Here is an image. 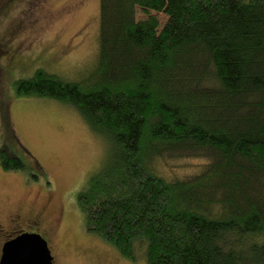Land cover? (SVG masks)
Segmentation results:
<instances>
[{"label":"trees","instance_id":"1","mask_svg":"<svg viewBox=\"0 0 264 264\" xmlns=\"http://www.w3.org/2000/svg\"><path fill=\"white\" fill-rule=\"evenodd\" d=\"M97 32L83 80L37 69L12 81L16 97L73 107L116 148L75 194L86 230L134 263L144 250L145 264H264V0H99ZM5 84L0 170L19 171ZM163 155L207 164L167 179Z\"/></svg>","mask_w":264,"mask_h":264},{"label":"rangeland","instance_id":"2","mask_svg":"<svg viewBox=\"0 0 264 264\" xmlns=\"http://www.w3.org/2000/svg\"><path fill=\"white\" fill-rule=\"evenodd\" d=\"M151 13L165 20L162 13ZM98 16L99 0H0V45L3 34H10L9 45H4L6 97L10 93L4 108L25 151V169L0 170V224L6 225L16 208L40 213L54 264H145L144 250L137 252L136 263L126 261L88 232L75 199L82 184L113 161L112 141L92 131L73 107L47 98L16 97L12 87L14 79L32 77L37 69L83 80L97 58ZM137 17L143 14L138 11ZM206 164L204 157L163 155L156 171L184 180Z\"/></svg>","mask_w":264,"mask_h":264},{"label":"water","instance_id":"3","mask_svg":"<svg viewBox=\"0 0 264 264\" xmlns=\"http://www.w3.org/2000/svg\"><path fill=\"white\" fill-rule=\"evenodd\" d=\"M52 260L45 239L32 233H22L7 241L0 256V264H51Z\"/></svg>","mask_w":264,"mask_h":264},{"label":"flooded vegetation","instance_id":"4","mask_svg":"<svg viewBox=\"0 0 264 264\" xmlns=\"http://www.w3.org/2000/svg\"><path fill=\"white\" fill-rule=\"evenodd\" d=\"M1 46L2 45H0V48ZM7 56L8 47L4 46V49L0 50V61H7ZM4 76V69L0 67V97L1 94L4 93V90L1 91L2 84L5 81ZM29 212H32V210H30ZM29 212L28 214H24L22 208H16L14 212L11 213V215H8L9 218L7 219L6 225L0 224V256L2 247L7 241L14 239L22 233H32L38 234L43 239H45V241L47 242V246L50 250L51 256L53 258L51 264H54V256L51 250L49 237L46 235L44 229L41 228V224L44 220L42 219L40 213L29 214ZM49 231L53 233V227ZM51 233L48 232L50 236L52 235ZM42 234H44L47 238Z\"/></svg>","mask_w":264,"mask_h":264}]
</instances>
